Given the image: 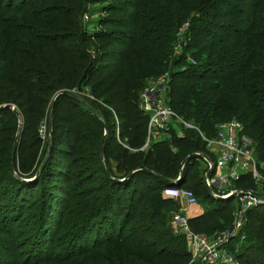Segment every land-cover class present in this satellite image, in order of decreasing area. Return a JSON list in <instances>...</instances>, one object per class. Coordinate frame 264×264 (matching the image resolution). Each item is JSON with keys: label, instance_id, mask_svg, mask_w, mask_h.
<instances>
[{"label": "trees", "instance_id": "16d2710c", "mask_svg": "<svg viewBox=\"0 0 264 264\" xmlns=\"http://www.w3.org/2000/svg\"><path fill=\"white\" fill-rule=\"evenodd\" d=\"M85 2L0 0V105L11 103L26 115L23 118L19 112L1 108L4 119L0 133L15 134L19 122L23 128L20 147L31 144L35 148L19 159L14 169L17 179L12 175L7 151L0 148V174H8L9 184L20 191L31 185L36 188L40 178L50 185H55L57 179L65 186L76 176V190L83 187L73 199L69 193H61V188L52 189L51 195L56 194L60 200L50 201L44 227L52 231L51 244L61 242L64 234L69 238L59 252H50L33 262L82 264L81 259H85V264H189L191 255L185 239L173 236L169 225V215L178 207L173 198L162 192L181 190L203 205L204 212L189 218V225L207 237H216L230 226L233 199L209 195L203 184L206 162L200 157L189 159L181 179L174 183L188 156L198 154L212 159L196 131H183L177 136L170 130L166 138L140 150L148 120L140 106V94L151 79L169 72L167 104L178 118L193 124L210 139L222 119L213 114L227 108L226 112L237 117L242 129L257 138L254 146L263 151L264 160V46L253 43L264 42V0L128 3L133 12L117 21L125 32H120V36L119 31L107 35L118 48L107 54L100 51L107 58L97 65L98 59L92 60L89 55L91 39H104L106 35L91 36L82 30L80 18L85 13ZM186 23L188 42L175 56L176 35ZM46 29L57 34H47ZM66 41L71 43L65 44ZM84 87H90L95 99L110 97L105 104L115 111L120 121L117 127L103 124L101 118L105 116L98 113L97 106L92 104L91 108L70 93ZM63 91L68 94L53 100ZM82 105L88 112L81 110ZM61 110L71 113L72 117H67L71 119L69 125L58 116ZM49 113V126L56 136L51 151L27 177L32 180L24 181L22 177L30 172V165L38 157V127ZM76 118L85 123H77ZM53 149L59 159L53 157ZM95 159L97 169L93 170L88 164H94ZM49 167L51 172L46 175L44 170ZM98 173L101 178L95 177ZM235 186L254 191L257 188L251 176H243ZM127 191L129 195L125 197ZM14 197L15 204L24 203L19 193ZM54 204L55 221L51 218ZM258 208L262 211L254 208L247 213L243 230L246 241L238 244L236 251L231 247L238 264H264V245H257L252 239L264 241V205ZM50 219L54 222L48 227ZM65 228L71 231L66 232ZM18 232L17 236L23 230ZM8 256L12 264H27L18 262L12 253ZM256 258L261 262L256 263Z\"/></svg>", "mask_w": 264, "mask_h": 264}, {"label": "rangeland", "instance_id": "374dc122", "mask_svg": "<svg viewBox=\"0 0 264 264\" xmlns=\"http://www.w3.org/2000/svg\"><path fill=\"white\" fill-rule=\"evenodd\" d=\"M136 1L137 0H86V2L84 3L85 13L82 14V17L80 18V26H82V30L84 32H87L91 36H93L94 34H96V35L100 34V36L106 35L104 37V39L103 38L102 39H97V38L91 39L92 40L91 43L93 44L94 47L93 46L89 47V50H90L89 55L92 58V60L94 58L98 59V62L96 61V63H95L96 65L101 64L106 60L107 55L102 56V54H104V53L107 54V52L108 53L112 52L118 48V47L112 45L113 41L107 39V35L111 32L119 31L117 33V35L120 36V32H125L126 29H124L120 25V22L117 23V21L120 18H123L125 16L128 17V13L133 12V9H131V7L128 5L130 3H134ZM113 22H115V23H113ZM112 23L114 24L113 26L109 25ZM118 25H119V27H118ZM46 30H48V29H46ZM47 34L51 35V34H57V33L54 31H51L49 29L47 31ZM70 43H71V41H66L65 44H70ZM253 43L255 45L264 46V42L259 43L257 41H253ZM102 47H104V48H102ZM100 51L104 52V53H100ZM261 54L264 55V48L262 49ZM259 63H261L260 59H259ZM146 86H147V84L144 85V88L142 89V91L145 89ZM261 88H264V86ZM70 93L78 95L81 98V101L83 100L82 102L88 103L90 105L93 104L94 106H97L98 107V109H97L98 113L99 114L104 113V116H105L104 119L105 120L101 118L103 124H108V126H111L112 128H113V124H114V128L117 127V125L119 124L120 121L116 118L115 111L112 112L110 110V108L105 104V100L109 101L110 97H106L107 99H103L101 97L95 99V97H93L90 93V87H84L83 90H79V91L75 88V89L70 90ZM111 96H114L113 93L111 94ZM53 100H54V98H53ZM244 100H246V97H244ZM4 106H6V107H4ZM0 107L6 108L7 110L10 109L15 114H17L19 112V113H21V116L23 118L26 117L24 112H22L20 110L18 111L16 109V107L11 103L2 104V105H0ZM47 108H48V104H47ZM64 109H65V104H64ZM83 109L88 112V108H86V106H84V105H82L81 110H83ZM226 110H227V108H224V109L221 108V110L218 113L213 114L215 116V118L217 115H220L222 117V119L218 120L219 124H217V127L215 128L216 131H217V129H219L223 125L236 124V123L240 124L237 117L234 116L231 113V111L226 112ZM71 112L75 113L76 111L74 110ZM66 113L64 110L58 111V116L59 117L62 116V118H63L62 122L64 121L65 122L64 124L69 125L71 119L68 120L67 117L71 118L72 116H71V113H70V115H67ZM3 119H4V116L1 114L0 115V122ZM75 121L77 123H79L81 121L83 123H85L84 119H81V118L80 119L76 118ZM49 123H50V121H49V116H48V119H45V121H43L38 127V135H39L38 137L41 139V145H40V149L38 152V157L34 161V164L32 166L30 165V172H28L26 176L22 177L23 179L25 178L24 181H28L27 179L32 180L31 178H27V177H30L29 175L34 173V171L37 170V163L39 161H41L43 158L45 159V157L51 151L52 146L50 147L49 153H48L49 149H46L47 142H48V145L50 144V126H49ZM89 125L92 126V124H89ZM22 129L23 128H22L21 123L18 122L15 134L12 133V134L8 135L6 133H0V138H3V141L0 142V148L4 151H7L6 155H8V157H9L10 166H11V162H12V153L14 150V157H13L14 169H16V167L19 163V159L23 155H27V154L35 151V148L31 147V144L29 146H26L25 148L20 147V135H21ZM177 131H179V130H177ZM199 132H200V130H199ZM51 133H52V142H53V139H55L56 136H55V134H53V132H51ZM199 134H203V133L200 132ZM238 134L240 136H245L246 138L249 139L251 146H252V156H253L252 158H253V160L255 162L258 160L261 164H264V160H263V158H261V157H263V155H262L263 153L261 154V152H263V151L258 150V148L257 147L255 148V146H254V140H256L257 138L253 134H251L249 131L242 129V127H241V130L238 131ZM70 135H71L70 137H72V132L70 133ZM104 135H105V133H104ZM68 137H69L68 133L64 135L65 140ZM200 137L202 140L209 138V137H206L204 134ZM92 138H94V137L92 136ZM119 141L120 140L116 134V143L119 144ZM93 142H94L95 147H93L92 150L94 151L96 149V142H95V140ZM51 145H52V143H51ZM82 145H85V143H83ZM55 147H56V145H55ZM54 155H56V157L58 156V153L55 151V149H53V157H54ZM57 158L59 159V157H57ZM66 160L67 159L64 158L65 162H66ZM101 160H104L103 155H101ZM68 161H69V159H68ZM93 162H95V163L94 164H88V165L90 167L92 166L93 170H96L97 169L96 159L93 160ZM201 164L202 163H200V165ZM104 165L107 168L106 161H104ZM202 166H203V164H202ZM198 170H200V168ZM44 171L46 172V175L49 174L51 172V167H49L47 170L45 169ZM259 172L260 173H259L258 179L256 180L257 188L255 190L257 192H263L264 193V168H263V170H260ZM4 173L0 174V264H5L7 261H8V264H12L13 261L11 259H9V256H8L9 253H12L13 257L17 258L18 262H24V263L27 262V264H39V262L34 263L33 260L35 261L36 259H38L40 257L43 258L42 256H44V255L46 256V254H48L50 252H53V254H56V252H59L60 248L64 247V244H65L64 241L65 240L67 241V239L69 238L68 236H66L64 234L61 242L56 244V241H54V243L51 244V233H52V231L47 230L44 227L45 225L43 223H44L45 219L47 218V212H48L50 201L52 199H53V201L60 200V198L56 197L57 196L56 194L51 195L52 189L53 188H61L60 189L61 193H63V194L69 193V195H68L69 198L73 199L74 195L77 192L83 190L82 189L83 187H80L79 191L76 190V188H75L76 185L74 182H77V181L73 180L74 178H76V176H73L72 180H70V182L65 186L64 185L62 186V184H59V181L57 179L56 180L54 179L55 185H50L47 180L44 181V183H43L42 178H40L39 186H37L36 188L33 187V185H31V186L25 188L24 190L20 191L21 189L15 188L9 184V181H8L9 178L7 177L8 174L5 175ZM75 174L76 173H74L73 175H75ZM12 175L16 179L18 178L15 170H14V174L12 173ZM35 177H37V172H36ZM95 177L101 178V175L98 173V174H95ZM51 182L53 183V181H51ZM217 190H224V193H226V191H227V189H217ZM16 191H18L17 193H19L20 197L24 198L23 204H18V203L15 204L16 201H15L14 195L17 194V193H15ZM162 194H163V192H162ZM128 195H129V191L125 192V197H127ZM123 206H125V205H121V208ZM190 206H192L191 211H189L186 214L188 218L194 217V215L202 212V210H203V207L198 202L191 203ZM231 206H232V210H233V208L235 209L234 203ZM23 208H25V210H23ZM197 208H199L198 212L197 213L193 212L194 211L193 209H197ZM256 209L259 210V212L262 211V209H259L258 207H256ZM20 211H23V212L20 214ZM13 212L19 213V215H17L16 213H13ZM179 212L185 214L181 210L174 212L173 214L169 215L170 220H171L172 215L179 213ZM56 213H57V207L54 204L53 208H52V213H51L52 214L51 218L54 221L56 218V216H55ZM16 219H19V220L17 221ZM52 219L49 220L48 227H51V225H52L51 222H54ZM170 220H169V222H170ZM66 222L69 224V219H67ZM45 224H47V223H45ZM253 225H254V227H257V223H254ZM22 230H23V232H21L19 234L20 236L18 235L19 236L18 237L17 236V234L19 233L18 231H22ZM65 231L70 232L71 229L65 228ZM73 232H72V234H73ZM252 239L256 240L257 245H264L263 240H261V239L258 240L257 238H252ZM259 260L260 259L256 258L255 262L258 263ZM76 261H78V259H76L75 262ZM81 261H82V264H85V262H84L85 259H81ZM190 262H191V260H190ZM260 262H261V260H260ZM43 264H54V263L48 262V263H43ZM236 264H238V263H236ZM239 264H242V263L239 262Z\"/></svg>", "mask_w": 264, "mask_h": 264}, {"label": "built area", "instance_id": "2783aa9c", "mask_svg": "<svg viewBox=\"0 0 264 264\" xmlns=\"http://www.w3.org/2000/svg\"><path fill=\"white\" fill-rule=\"evenodd\" d=\"M189 24L178 29L174 55L179 56L186 46ZM195 64L194 62H192ZM169 72H164L151 79L140 94V106L147 115L146 138L141 151L147 150L152 143L163 140L170 130L177 136L183 131L199 129L191 123L178 118L167 104ZM179 130V131H177ZM240 124L221 126L214 137L203 139L212 159L203 157L206 162V173L203 184L209 194L215 199L232 198L237 205L230 226L216 237H207L193 231L189 218L181 212L171 217V232L175 237H183L187 242L191 255L189 264H236L234 251L238 244L246 241L243 230L247 223V213L256 207L264 205V194L251 189L238 188L235 184L243 176L258 179L252 159V146L248 138L240 136ZM202 136L203 134H199ZM213 174L207 178V173ZM179 179H176V181ZM227 189L226 193L224 190ZM208 192V191H207ZM163 194L174 200L184 199L187 205L196 202L190 193L181 190H165ZM231 247L234 249L231 250ZM231 252V253H230Z\"/></svg>", "mask_w": 264, "mask_h": 264}, {"label": "crops", "instance_id": "0c3cea01", "mask_svg": "<svg viewBox=\"0 0 264 264\" xmlns=\"http://www.w3.org/2000/svg\"><path fill=\"white\" fill-rule=\"evenodd\" d=\"M253 157V156H252ZM253 159V158H252ZM253 162H254V168L256 169V171H257V174H258V176H259V171L260 170H263V168H264V164H261V163H257V162H255L254 160H253ZM255 181L257 180V179H254ZM261 193H263V192H261ZM264 194V193H263ZM234 203V207H235V209L233 208V210H232V214H234V212H235V210L237 209V205L235 204V202H234V200H233V202H232V204ZM175 204H176V206L178 207L177 209H178V211H182V212H184L185 214H187L189 211H191V207L192 206H190V205H187L186 204V202H185V200L184 199H178V200H175ZM202 207H203V205H201ZM198 209L199 208H197V209H193L194 211L193 212H195V213H197L198 212ZM177 212V211H176ZM204 211L202 210V212H200V213H197L196 215H194V217H196V216H199V215H201L202 213H203ZM169 225H170V228H171V220H170V222H169ZM186 242V241H185ZM187 243V242H186ZM187 250H188V246H187ZM188 252H189V250H188Z\"/></svg>", "mask_w": 264, "mask_h": 264}, {"label": "water", "instance_id": "95a60500", "mask_svg": "<svg viewBox=\"0 0 264 264\" xmlns=\"http://www.w3.org/2000/svg\"><path fill=\"white\" fill-rule=\"evenodd\" d=\"M61 94H68V92H59V93H57L56 94V96L54 97V100H55V98L56 97H58L59 95H61ZM87 104V106H89V107H91V108H93L92 107V105H90V104H88V103H86ZM4 107H6V106H4ZM1 108H3V107H0V109ZM50 117H51V114H49V120H50ZM51 143H52V133H51V129H50V144H49V150H48V153H49V151H50V147H51ZM101 151H102V148H101ZM13 157H14V150H13V153H12V162H11V172L14 174V164H13ZM203 158V156H200V155H198V154H192V155H190V156H188L186 159H184L183 160V162H182V164H181V167H180V174H179V179L177 180V181H179L180 179H181V177H182V170H183V167H184V165H185V163L189 160V159H193V158ZM47 159V156H46V158H45V160ZM45 160H44V162H43V164H42V166H41V168H40V170L42 169V167H43V165H44V163H45ZM147 172H149V171H147ZM150 173V172H149ZM132 174V173H131ZM130 174V175H131ZM213 174V172H211V171H209L208 173H207V175H206V177L207 178H209V177H211V175ZM119 181H122V180H119ZM177 181H175L174 183H176ZM208 191V193H209V190H207ZM210 195V194H209ZM211 196V195H210ZM219 199V198H218Z\"/></svg>", "mask_w": 264, "mask_h": 264}]
</instances>
